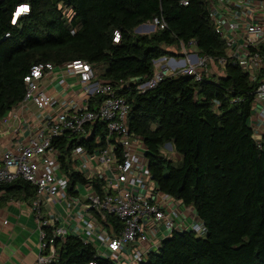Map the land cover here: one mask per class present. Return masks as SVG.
<instances>
[{"label": "trees", "instance_id": "1", "mask_svg": "<svg viewBox=\"0 0 264 264\" xmlns=\"http://www.w3.org/2000/svg\"><path fill=\"white\" fill-rule=\"evenodd\" d=\"M186 1L0 0V118L22 100L23 77L32 65L75 59L104 64L99 76L119 86L129 103L127 126L142 139L156 188L191 206L206 227L204 236L174 232L140 264H264V133L255 138L248 125L256 83L227 64L200 80L177 74L143 92L136 88L152 75L154 59L176 54L190 40L201 55H222L206 0ZM22 4L29 10L13 22ZM154 17L166 27L135 32ZM94 135L65 134L53 143L82 145ZM166 144L178 160L163 153ZM0 189L31 200L35 192L21 178ZM56 246L50 264H115L74 235Z\"/></svg>", "mask_w": 264, "mask_h": 264}, {"label": "built area", "instance_id": "2", "mask_svg": "<svg viewBox=\"0 0 264 264\" xmlns=\"http://www.w3.org/2000/svg\"><path fill=\"white\" fill-rule=\"evenodd\" d=\"M206 3L224 44L222 55H201L196 42L190 40L180 45L176 54L154 59L152 75L136 88L143 92L163 77L177 74L200 80L210 67L237 65L256 83L248 125L259 138L264 133V0ZM20 7L27 8L24 13L29 10L27 4ZM150 23L159 29L166 27L157 17ZM118 38L115 31L113 40ZM56 67L39 62L24 75L25 91L19 103L24 112L28 102L36 107L37 122L27 141H16L0 150V185L21 178L35 190L31 209L40 237L35 264L55 260L56 243L68 235L92 245L96 256L115 264H140L174 232L190 230L204 236L206 227L191 206L159 191L155 183L152 188L148 185L154 180L145 155H138L140 149L145 152V146L128 129L130 106L118 94L120 87L100 82L89 62L75 59L59 67L73 80L58 79L67 90L58 101L43 87ZM11 115L18 118L17 113ZM93 133L94 141H83L82 145L80 141L71 146L65 141L62 147L60 141L53 143L65 134L87 138ZM72 174L81 180L73 181ZM81 186L88 191L82 199ZM116 223L120 226L117 231Z\"/></svg>", "mask_w": 264, "mask_h": 264}, {"label": "crops", "instance_id": "3", "mask_svg": "<svg viewBox=\"0 0 264 264\" xmlns=\"http://www.w3.org/2000/svg\"><path fill=\"white\" fill-rule=\"evenodd\" d=\"M53 75L43 87L48 95L59 101L64 99L67 90L58 79L64 78L70 83L73 78L58 67L55 68ZM68 94L72 95L73 92L70 90ZM31 105L33 104L28 102L24 112L21 103H18L0 118V150L15 144L16 141L25 142L33 134L37 122V109L34 105L32 109ZM12 113H17L18 118L13 117ZM31 201V198H24L21 195L12 197L6 194L5 189H0V264L36 262L40 237Z\"/></svg>", "mask_w": 264, "mask_h": 264}, {"label": "rangeland", "instance_id": "4", "mask_svg": "<svg viewBox=\"0 0 264 264\" xmlns=\"http://www.w3.org/2000/svg\"><path fill=\"white\" fill-rule=\"evenodd\" d=\"M14 18V17H13ZM148 24V26H146V27H144V28H142L140 31H135V32H137V33H148V32H151L152 31V29L154 30L156 27L154 26V27H151L152 26V24L149 22V23H147ZM179 46H177L176 47V51H178L179 50ZM62 65H59V66H57L58 68L59 67H61ZM93 69H94V73H95V76L97 77V79L100 81V82H103L104 80L102 79V78H100V74H101V72L105 69V65L104 64H98V65H95L94 67H93ZM210 70H212V68L210 67ZM57 78L55 77L54 78V80H56ZM78 92H79V87L76 85L75 87H74ZM72 91V90H71ZM31 108L32 109H34V106L33 105H31ZM144 150L143 149H140L139 151H138V155H140V156H142V155H144ZM163 153L168 157V158H172L173 160H178L179 159V156L176 154V152L173 150V149H171V147H170V145L169 144H166L165 146H164V149H163ZM147 164H148V160H147ZM153 184H154V182L153 181H151V180H149V182H148V185H150V188H152L153 187ZM88 194V191L83 187V186H81V188H80V192H79V197L82 199L83 197H85L86 195Z\"/></svg>", "mask_w": 264, "mask_h": 264}, {"label": "water", "instance_id": "5", "mask_svg": "<svg viewBox=\"0 0 264 264\" xmlns=\"http://www.w3.org/2000/svg\"><path fill=\"white\" fill-rule=\"evenodd\" d=\"M146 26H148V24H141L135 29V31H140L142 28H144ZM151 27H153V26H151ZM144 155H145V157L147 159V155L145 153H144ZM148 166H149V164H148Z\"/></svg>", "mask_w": 264, "mask_h": 264}, {"label": "bare ground", "instance_id": "6", "mask_svg": "<svg viewBox=\"0 0 264 264\" xmlns=\"http://www.w3.org/2000/svg\"><path fill=\"white\" fill-rule=\"evenodd\" d=\"M23 7H20L19 9H17V11L13 14V21H15L17 19V17L19 16V14H17L19 12L20 9H22ZM20 13V12H19Z\"/></svg>", "mask_w": 264, "mask_h": 264}, {"label": "clouds", "instance_id": "7", "mask_svg": "<svg viewBox=\"0 0 264 264\" xmlns=\"http://www.w3.org/2000/svg\"><path fill=\"white\" fill-rule=\"evenodd\" d=\"M18 7H20V6H17V7L15 8V11H14V13L17 11ZM14 13H13V14H14ZM22 14H25V13H24V12H22V13H19V16H20V15H22ZM12 21H13V20H12ZM13 22H14V21H13Z\"/></svg>", "mask_w": 264, "mask_h": 264}, {"label": "snow or ice", "instance_id": "8", "mask_svg": "<svg viewBox=\"0 0 264 264\" xmlns=\"http://www.w3.org/2000/svg\"><path fill=\"white\" fill-rule=\"evenodd\" d=\"M23 11H27V8L25 7L19 10V12H23ZM19 12L17 14H19Z\"/></svg>", "mask_w": 264, "mask_h": 264}]
</instances>
